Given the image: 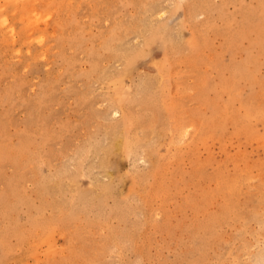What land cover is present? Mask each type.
I'll use <instances>...</instances> for the list:
<instances>
[{"label":"rangeland","instance_id":"rangeland-1","mask_svg":"<svg viewBox=\"0 0 264 264\" xmlns=\"http://www.w3.org/2000/svg\"><path fill=\"white\" fill-rule=\"evenodd\" d=\"M26 1L0 0V264H264V0Z\"/></svg>","mask_w":264,"mask_h":264},{"label":"bare ground","instance_id":"bare-ground-1","mask_svg":"<svg viewBox=\"0 0 264 264\" xmlns=\"http://www.w3.org/2000/svg\"><path fill=\"white\" fill-rule=\"evenodd\" d=\"M13 1V0H12ZM32 0H27L26 2V5H25V3L24 2H22V3H24V5L23 6H25V7H22V8H26V6L28 7V5L30 4V2H31ZM71 1V0H70ZM15 2H16V0H15ZM30 6V5H29ZM33 7V6H32ZM21 8V9H22ZM33 9V8H32ZM30 11H31V9H30ZM38 14V13H37ZM32 15V14H31ZM33 17V16H32ZM35 17V16H34ZM41 18H39V20H40ZM43 19V18H42ZM34 20V19H33ZM29 21V20H28ZM30 22H31V20H30ZM36 23H37V21H36ZM28 25V24H27ZM34 25V24H33ZM54 28V27H53ZM53 35H54V33H53ZM12 36V35H11ZM37 38V37H36ZM12 48V47H11ZM20 58V57H19ZM120 124V123H119ZM117 126V125H116ZM121 144V141H119V140H117L116 142H115V145L116 146H118V145H120ZM264 263V262H263Z\"/></svg>","mask_w":264,"mask_h":264}]
</instances>
